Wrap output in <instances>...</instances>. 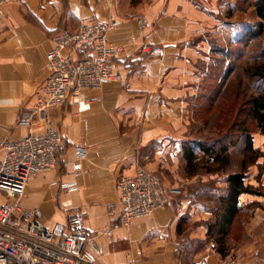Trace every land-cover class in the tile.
<instances>
[{"label": "crops", "instance_id": "obj_1", "mask_svg": "<svg viewBox=\"0 0 264 264\" xmlns=\"http://www.w3.org/2000/svg\"><path fill=\"white\" fill-rule=\"evenodd\" d=\"M218 4L219 0H16L0 9V141L15 142L30 129L36 93L47 78L52 36L76 31L85 19L116 24L110 40L123 48L115 60L119 80L49 111L65 148L58 167L32 180L22 200L23 208L38 210L49 228L66 224L71 212L83 213L89 231L99 236L104 248L103 256L92 253L96 264H182L180 242L207 238L213 214L201 211L193 200L195 193L188 188L199 176L187 173L182 148L193 140V115L204 100L211 41L224 33ZM139 18L147 24L142 32ZM143 44L161 47L163 56L152 59L140 53ZM254 143L264 152L263 136ZM78 150L85 152L83 158ZM138 169L180 194L130 230L118 228L112 238L103 236L121 216V209L115 216L108 213V206L118 200L117 180ZM247 174L248 185L263 195L239 199V206H250L251 213L244 222L249 242L241 249L251 253L242 263L264 264V157ZM187 223L197 227L185 231ZM209 259L219 261V255L214 252Z\"/></svg>", "mask_w": 264, "mask_h": 264}, {"label": "built area", "instance_id": "obj_2", "mask_svg": "<svg viewBox=\"0 0 264 264\" xmlns=\"http://www.w3.org/2000/svg\"><path fill=\"white\" fill-rule=\"evenodd\" d=\"M15 1L0 0V9ZM138 24L140 32L144 31L146 20L139 18ZM115 27L113 21L85 19L76 31L53 35L47 55V78L37 90L30 111V129L20 140L0 141V264H96L92 253L104 254L99 236L91 234L83 213L71 212L66 224L49 228L41 221L38 210L23 208L22 200L32 180L58 167L65 148L49 111L70 101L78 102L84 92L119 80L114 68L123 48L110 40ZM139 52L152 59L163 56L161 47L148 44L140 46ZM77 155L83 158L85 152L78 150ZM116 193L117 203L108 206V213L115 216L121 209V216L103 232L108 238L118 228L130 230L136 221L153 217L180 191L163 188L154 174L138 169L117 180ZM207 262L208 258L194 264Z\"/></svg>", "mask_w": 264, "mask_h": 264}, {"label": "rangeland", "instance_id": "obj_3", "mask_svg": "<svg viewBox=\"0 0 264 264\" xmlns=\"http://www.w3.org/2000/svg\"><path fill=\"white\" fill-rule=\"evenodd\" d=\"M257 1L219 0L218 5L221 9L219 24L224 29V33L220 39L211 41L212 49L215 46L220 49L216 53H211L210 66L205 71L204 94L207 95V98L199 103L197 111L193 115L194 121L190 126V135L194 142L211 143L221 138L231 125L232 117L239 104L251 96H255L264 87L262 81L258 78L250 79L247 74V70L264 64V38L244 40L246 34L256 32L258 26L263 22L258 14ZM239 94L241 95L239 96ZM242 117L244 118V115ZM248 127L253 140H256L258 136H263L258 132L255 122L248 121ZM243 147L244 139H241L237 147L232 149L236 166L242 158ZM246 184L248 185V177ZM226 188V177L215 176L212 179L201 175L188 189L191 191L190 193H195L193 200L201 211H212L218 205L219 194ZM250 214L249 210L242 214L240 223L228 240V260H226L227 258L224 260V257L216 251L214 242L208 237L205 240L195 239L192 241L186 238L179 244V248L184 249L182 264L203 263L206 258H208L207 264L209 261L211 264H243L244 255L251 253V251L241 250L249 242L247 226L244 222L249 221ZM183 227L185 231H189L195 229L197 224L187 223ZM214 252L219 255V261L209 259Z\"/></svg>", "mask_w": 264, "mask_h": 264}, {"label": "trees", "instance_id": "obj_4", "mask_svg": "<svg viewBox=\"0 0 264 264\" xmlns=\"http://www.w3.org/2000/svg\"><path fill=\"white\" fill-rule=\"evenodd\" d=\"M256 6L263 22L256 32L246 34L244 38L246 41L264 38V0H258ZM219 49L215 46L212 52L216 53ZM247 74L250 79L258 78L264 84V64L247 70ZM204 98H207L206 94ZM232 120L221 138L211 143L189 141L182 148L183 160L190 176L226 177L227 188L219 194L218 205L211 211L214 219L208 224L207 233L208 239L214 242L216 251L223 257L229 254L228 240L240 223V217L245 211H250V206H239L240 197L251 194L263 195L246 184V175L249 169L264 157V152L255 149L252 133L248 127V121L255 122L258 132L264 136V87L255 96L239 104ZM241 139H244L242 158L236 166L232 149L237 147Z\"/></svg>", "mask_w": 264, "mask_h": 264}]
</instances>
